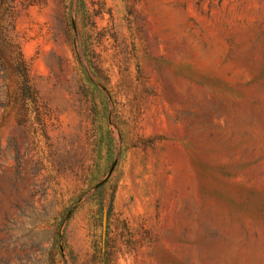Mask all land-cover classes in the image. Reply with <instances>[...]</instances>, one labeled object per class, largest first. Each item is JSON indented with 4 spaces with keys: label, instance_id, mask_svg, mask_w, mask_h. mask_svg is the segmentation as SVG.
Listing matches in <instances>:
<instances>
[{
    "label": "rangeland",
    "instance_id": "374dc122",
    "mask_svg": "<svg viewBox=\"0 0 264 264\" xmlns=\"http://www.w3.org/2000/svg\"><path fill=\"white\" fill-rule=\"evenodd\" d=\"M0 17L38 106L0 88V264H264V0Z\"/></svg>",
    "mask_w": 264,
    "mask_h": 264
},
{
    "label": "trees",
    "instance_id": "16d2710c",
    "mask_svg": "<svg viewBox=\"0 0 264 264\" xmlns=\"http://www.w3.org/2000/svg\"><path fill=\"white\" fill-rule=\"evenodd\" d=\"M2 77L12 79L15 84V88L11 89L8 82L0 83V88L2 86L6 88V96L14 94L17 100H21L26 114L30 107L37 109L36 93L31 85L22 54L15 48L9 36V29L0 17V78ZM2 93L1 90L0 98Z\"/></svg>",
    "mask_w": 264,
    "mask_h": 264
}]
</instances>
